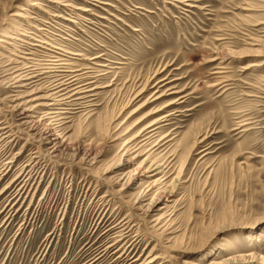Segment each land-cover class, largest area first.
I'll list each match as a JSON object with an SVG mask.
<instances>
[{
	"label": "rangeland",
	"instance_id": "1",
	"mask_svg": "<svg viewBox=\"0 0 264 264\" xmlns=\"http://www.w3.org/2000/svg\"><path fill=\"white\" fill-rule=\"evenodd\" d=\"M33 1L0 0V264H264V0ZM57 53L106 85L63 116Z\"/></svg>",
	"mask_w": 264,
	"mask_h": 264
},
{
	"label": "bare ground",
	"instance_id": "2",
	"mask_svg": "<svg viewBox=\"0 0 264 264\" xmlns=\"http://www.w3.org/2000/svg\"><path fill=\"white\" fill-rule=\"evenodd\" d=\"M31 4L32 5H35V6H41L42 5V2L40 0H36V1L31 2ZM247 5L251 6L249 3H247ZM78 8H82V7H78ZM21 10H25V7H21ZM85 10H89V8L87 7V8H85ZM70 11L73 12L72 10H70ZM13 15L14 16L26 17L25 14L22 11L21 12L20 11H17L15 13H13ZM20 34L21 35H26V31H22ZM1 35L3 37H8L9 36V35H7V33H4V32L1 33ZM0 41H3V39L0 38ZM60 50H63V52L65 51L62 48H60ZM66 52L67 53H70V54H74V55H80V54H78V52H73V51L72 52H68V51H65V53ZM57 54L58 55L53 56L54 58H52L51 60H48V61H46L44 63H33V64L35 65V67H37V66H42V67L43 66H46L44 68H46V69H52V71H53V69L55 71H60L59 70L60 68H67V69H65V71L66 70L67 71L66 72L64 71L65 72V76H63V78L59 79L57 87L54 88L55 90L56 89H59L57 91V94L58 93H61V92H62V94L57 95V96L55 95L53 97V99H52V103L49 104V105L52 106V107L50 106L51 108L49 109L52 112L49 113V114H55V116H60V115L63 116L65 114L68 115L69 113H71L70 110L71 109H76L75 108L76 106L83 107L84 105H88L89 103L93 102L94 96H96L98 94L97 93L98 92L97 90H99L100 88H103L106 85H98V84L95 85L97 81H95V80H89V79L96 78L98 75L97 76L88 75L86 77H83L81 74H79V69H77V70H72V69L69 70L70 66H67V65L70 64V61L69 60H71L72 58H70L67 54L66 55L65 54H62V53H57ZM62 55L67 56L66 57L67 59H63L62 58ZM95 58H99V57H94V59ZM213 60H215V59H213ZM262 64H264V61H261V62L251 61L249 64H247L243 68L247 70V69H250L252 67H256V66L262 65ZM70 65H72V64H70ZM44 68H42V69H44ZM217 68H220V69L219 70H216V73H223L224 70H221V69L224 68L223 66H220V67H217ZM22 70H23V68H22ZM33 73H34V71H31L30 70V72H28L27 74H22L21 80L18 78L17 81H22V80H25V79L26 80H31L32 78H34L36 76V75H32ZM87 74H89V73H87ZM169 83H171V81H168L167 79H160L156 83H154L153 86H152L153 88H155L154 91L152 92L153 94L151 93V95L144 102H142L141 104H139L138 107L136 109H134L133 112L130 113V114L139 113L142 109H144L145 107L149 106L152 102H154V101L162 98L163 96L167 95L168 90L171 91V89L174 88L173 87V88L164 90V87H166L167 85H169ZM144 88H145V86L140 91H138L136 93H133V95L130 96L131 98H130V100L128 102L130 103L132 101V103H134L133 101L137 100L141 96ZM173 93H177V92L174 91V92H170L168 94H173ZM175 103H176V101H171L168 104L163 105L162 107H159L157 109L154 108V109L148 111L147 114L144 117H142L138 122L139 123L145 122V120H147L148 118H150L151 116H153L157 112L162 111L165 108H168L169 106H172V104H175ZM125 106L127 107L129 105L126 104ZM169 116H170V114H166V115L157 117L153 121H151L149 124L145 125L143 127V130H142L141 134L138 135L135 138H132L130 140V142L132 143L130 147H132V146L137 147V145L139 143L142 144L140 147H143L144 145H147V143H149L150 145L152 144V147L150 149H148V152H150L152 150V148H155V147H156V150H154V151L160 150L164 146L168 147L169 146L168 143L171 142V139H168V140H166V139L168 138L169 135L166 134V135H164L162 137H159L160 136L159 133H160V129L165 124H167L168 117ZM31 118H32V116H31ZM62 118L64 119L65 117H62ZM48 127L49 128H47L48 129V132L46 133V135L49 138V141L52 142V140H54V141H56V143H58L59 140L57 141V139H59V138L53 133L52 127H50V126H48ZM3 128H5V127H3ZM3 128H1V129H3ZM53 135L56 138H51ZM137 138H140L139 141H136ZM164 140H166V141L163 142ZM58 144L62 145L61 143H58ZM166 147H164V149ZM90 148H92V147H90ZM94 150H95V148H94ZM153 152H151V153H153ZM91 153H92V150L89 149L88 150V157H91ZM150 155L151 154L148 153V157L145 159V161L149 162ZM146 166L147 167L143 169V173H141V175L139 174V176H145L146 177L148 175L147 177H149V179L155 177L160 172H165L166 169L168 168V166H165L164 167L163 165H160V164L157 165V164H155L153 162H149V165L146 164ZM141 168H142V166H141ZM136 182H137L136 180L133 181V182L131 180H129L126 184H128L129 186H132V185L134 186V185H136L135 184ZM156 182H157L156 180L155 181L152 180V182H149V185L150 186L151 185H154V184H156ZM157 202H158V200H157ZM260 236H263L264 237V234L262 233V234H260ZM192 264H201V263L194 261Z\"/></svg>",
	"mask_w": 264,
	"mask_h": 264
}]
</instances>
